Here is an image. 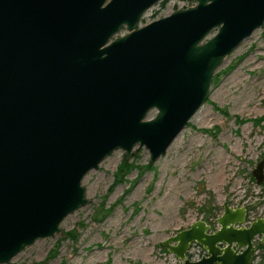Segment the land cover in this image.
Here are the masks:
<instances>
[{
  "label": "water",
  "instance_id": "1",
  "mask_svg": "<svg viewBox=\"0 0 264 264\" xmlns=\"http://www.w3.org/2000/svg\"><path fill=\"white\" fill-rule=\"evenodd\" d=\"M159 1L0 0V264L59 234L89 203L85 176L116 150L165 154L216 70L264 28V0H195L140 26ZM252 175L264 183V160ZM248 213L225 204L215 224L160 244L176 264H251L264 217Z\"/></svg>",
  "mask_w": 264,
  "mask_h": 264
},
{
  "label": "rangeland",
  "instance_id": "2",
  "mask_svg": "<svg viewBox=\"0 0 264 264\" xmlns=\"http://www.w3.org/2000/svg\"><path fill=\"white\" fill-rule=\"evenodd\" d=\"M195 0H160L140 26ZM125 33V32H121ZM156 115L152 110L148 118ZM264 160V28L216 70L208 97L165 154L150 162L116 150L84 178L89 203L3 264H175L161 242L197 220L215 224L224 205L254 206L264 217V188L252 175ZM259 238L257 239L258 243ZM251 264H264L259 248Z\"/></svg>",
  "mask_w": 264,
  "mask_h": 264
},
{
  "label": "built area",
  "instance_id": "3",
  "mask_svg": "<svg viewBox=\"0 0 264 264\" xmlns=\"http://www.w3.org/2000/svg\"><path fill=\"white\" fill-rule=\"evenodd\" d=\"M195 250H196V254L194 255L193 258L194 259H197V258H199V253L198 252L200 251V248L199 247H196Z\"/></svg>",
  "mask_w": 264,
  "mask_h": 264
},
{
  "label": "trees",
  "instance_id": "4",
  "mask_svg": "<svg viewBox=\"0 0 264 264\" xmlns=\"http://www.w3.org/2000/svg\"><path fill=\"white\" fill-rule=\"evenodd\" d=\"M262 188H264V183L262 184ZM254 209V206L249 207V212ZM259 248H264V244L263 245H259Z\"/></svg>",
  "mask_w": 264,
  "mask_h": 264
},
{
  "label": "flooded vegetation",
  "instance_id": "5",
  "mask_svg": "<svg viewBox=\"0 0 264 264\" xmlns=\"http://www.w3.org/2000/svg\"><path fill=\"white\" fill-rule=\"evenodd\" d=\"M198 253H199L200 256H202L203 253L201 252V248H200V251Z\"/></svg>",
  "mask_w": 264,
  "mask_h": 264
}]
</instances>
